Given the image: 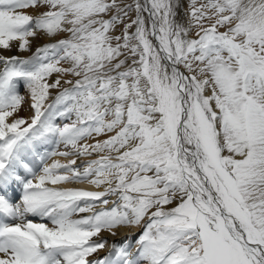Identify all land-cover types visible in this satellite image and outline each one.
Wrapping results in <instances>:
<instances>
[{
	"label": "snow or ice",
	"instance_id": "1",
	"mask_svg": "<svg viewBox=\"0 0 264 264\" xmlns=\"http://www.w3.org/2000/svg\"><path fill=\"white\" fill-rule=\"evenodd\" d=\"M181 8L0 0V264H264V0Z\"/></svg>",
	"mask_w": 264,
	"mask_h": 264
},
{
	"label": "bare ground",
	"instance_id": "2",
	"mask_svg": "<svg viewBox=\"0 0 264 264\" xmlns=\"http://www.w3.org/2000/svg\"><path fill=\"white\" fill-rule=\"evenodd\" d=\"M181 2H182V8H183L184 7V1L181 0ZM182 8H181V10H182ZM181 10H180V16L183 17V13L181 12ZM63 35L64 34H61V36H63ZM58 38H60V37H58ZM47 42H49V38L46 35L41 34V35L37 36L35 39L31 40V51L19 52L16 48L15 43H14L12 51L11 52H4L3 54L4 55H17V56H21V57H27V56H30L32 54V52H34L37 47H39L42 44L47 43ZM52 79H55V75H53ZM21 93L24 94L25 96H27V90L26 89L23 88V91ZM30 114L31 113L29 110V105H28V103H25V105L23 106V108L20 112V115L27 117ZM101 138H103V137H101ZM89 142H91V141H89ZM61 150H63V147H61ZM56 158L61 159L62 161L64 160L63 157H56ZM78 163H79V161H78ZM66 186L67 187H84V188H87L89 190H95L93 186L87 184L86 182H84V183H73V184H69ZM17 191H19V189H17ZM141 231H142V229H140V228L122 227L119 229V231L117 232V235L115 237L111 236L107 232L102 233V235L109 240V243H111L114 240L119 241V240L131 235V237H132L131 242L133 245H135V241L137 239V234ZM106 251L107 250L102 251L101 253H99V255H101V256L105 255Z\"/></svg>",
	"mask_w": 264,
	"mask_h": 264
},
{
	"label": "rangeland",
	"instance_id": "3",
	"mask_svg": "<svg viewBox=\"0 0 264 264\" xmlns=\"http://www.w3.org/2000/svg\"><path fill=\"white\" fill-rule=\"evenodd\" d=\"M184 1V7L182 8L181 12L183 13V9L187 7L188 0H183ZM128 3H133V0H128ZM134 18V13L130 14ZM23 91V88H21V92ZM208 94V93H207Z\"/></svg>",
	"mask_w": 264,
	"mask_h": 264
}]
</instances>
